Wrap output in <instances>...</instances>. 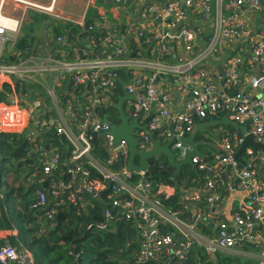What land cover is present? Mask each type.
Segmentation results:
<instances>
[{
    "label": "built area",
    "instance_id": "2783aa9c",
    "mask_svg": "<svg viewBox=\"0 0 264 264\" xmlns=\"http://www.w3.org/2000/svg\"><path fill=\"white\" fill-rule=\"evenodd\" d=\"M19 1L47 13L55 11V0L49 6ZM104 1L111 2L110 10L115 13L120 9L128 12V19L120 27L125 34L107 35L104 39V45L111 49L109 53L96 54L98 45L91 37L74 36L66 41L53 33L56 53L43 57L17 50L12 53L16 57L14 62L3 60L4 45L18 39L21 22L6 15L3 2L0 3V88L5 83L11 87L6 101L0 103V131H28L42 137L39 143L45 150L42 171L48 186L46 193L37 191L39 199L35 206L46 210L40 218L53 220L65 199L84 207L93 201L101 203L103 219L88 228L96 223L106 231L123 219L132 221L140 244L136 264L150 260L169 264L165 260L168 254L185 264L187 252L199 246L209 254L223 250L244 256L243 242L259 246L258 253H248L258 264H264V183L257 180L264 178V150L246 146L243 151L247 156L255 155L259 161L253 165L251 159L242 168L236 153V147L243 145L247 135L264 143V69L242 78L239 66L244 62L245 50L232 47L233 41L243 36L245 26L236 11L242 7L260 10L261 0H230L233 13L229 15L223 10L225 0ZM57 18L61 23L69 21L65 16ZM74 22L81 27L79 33L96 30L116 33L119 28L111 27L106 16L89 25L85 19ZM191 22L198 26L192 28ZM132 39L141 53L146 50L150 56H132ZM223 45L232 48L230 56L224 54ZM193 51L195 55L184 58L183 52ZM250 51V67L264 66V28L253 40ZM218 57L225 63L211 68L212 59ZM118 72H124L126 77L120 79ZM30 85L37 86L35 96L23 89ZM118 85L124 92L116 100ZM257 89L261 93L254 100L252 95ZM126 94L130 99L124 102L125 113L130 124L137 121L141 127L134 130L141 146H153L154 134L161 144L172 141L179 160L192 151L183 137L193 133L196 119L226 115L247 130L242 131V136L214 130V152L207 157L203 153L192 157L193 168L204 179V186L157 187L145 171H130L127 140L114 147V137L108 133L112 125L120 124L115 105ZM111 107L117 110L115 117L108 112ZM144 125L146 128H142ZM55 136L72 145L68 161L74 167L68 169L72 175L68 182L63 173L58 172L55 177L61 158L53 143ZM96 137L106 139L111 157L105 161L93 153ZM92 170L98 176L93 177ZM219 182L228 191L225 198H221L217 189ZM105 192H109L108 199L104 198ZM176 192L186 203V213L166 209L158 198L159 194L171 196ZM48 196L52 197L51 202ZM201 200L209 207L201 206ZM235 201L239 202L237 207ZM236 209L246 216L235 212ZM215 217L224 218L218 225V233L201 230V225L213 222ZM161 224L168 232H164ZM22 249L5 242L0 247V263L33 264L32 254L25 249L21 252Z\"/></svg>",
    "mask_w": 264,
    "mask_h": 264
},
{
    "label": "trees",
    "instance_id": "16d2710c",
    "mask_svg": "<svg viewBox=\"0 0 264 264\" xmlns=\"http://www.w3.org/2000/svg\"><path fill=\"white\" fill-rule=\"evenodd\" d=\"M41 15L46 16V14L37 11L33 12V16ZM89 22H87V25H89ZM69 25L71 23L67 22L55 25L53 28L54 35L63 36L66 41L73 40L74 36H81V38L91 37L98 45V50L95 53L99 56L111 51L104 45V39L107 35L121 36L120 34L123 35L126 32L124 29L118 28L116 33H110L107 30L79 33L81 27H77V31L74 29L69 33L67 32ZM31 40H33L32 36L25 35L15 41L9 40L6 42L4 47L6 53H8L5 54L3 60L5 62H14V59H16L10 54V50H12L9 47L10 43H12L13 50L22 51L29 55L32 52L31 49H28ZM77 46L79 47L80 44L77 43ZM136 46L135 40L132 39L130 41L132 56H150L148 51L142 50L141 53ZM118 75L120 79L126 77L124 72H118ZM23 89L24 91L28 90L26 87ZM9 92H11V87L5 83L3 88H0V103L6 101ZM123 92L121 85H118L116 100L118 95ZM108 110L116 111L113 107ZM96 112L102 114L99 110ZM211 117L213 116H205L203 119L208 121L212 119ZM196 120L198 121V119ZM214 130H220L223 134L237 132L240 136L243 135L241 129H235L231 125L226 124L212 127L211 133ZM210 135L209 133L208 136ZM41 139L40 135L38 137L30 135L28 131L21 133L0 131V157L2 159V168L0 170V193H2V196L0 194V247L5 242H9L12 246L17 247L18 250L21 248L27 249L33 255V264H136L137 256L140 254V244L138 232L134 228L132 221L123 219L112 226L110 225L106 231L99 229L96 223L88 228L89 224L103 219L101 203L90 201V205L84 207L80 203L66 202L65 199V203L60 205L53 220L44 221L40 218L41 215L46 213V210H44L43 206H35L39 199L37 191L41 189L46 193L45 187L48 186V180L42 171L45 150H43V145L39 144ZM53 143L61 155L59 168L55 171V177L58 172L63 173V178L68 182L72 177L68 169L74 167L68 161L72 145L64 138L56 136ZM105 143V137H96L93 142L94 155L104 161L111 157ZM240 148V146L236 147L237 154ZM253 151L257 152V150ZM238 159L241 168L251 159L254 160L252 161L253 165H256L259 161L255 155L247 156L246 151L240 153ZM191 168L183 169L181 174L177 176L180 189L204 186L205 181L202 176L193 167ZM150 169L151 172L148 179L154 181L155 186H177L171 177L175 171L173 168L159 169L153 166ZM92 173L93 177L98 176L95 170H92ZM135 178L137 180L139 177L136 176ZM41 179L44 182L40 183L39 180ZM257 180L264 183L262 176L258 177ZM217 189L221 198L227 196L228 191L223 183L219 182ZM104 195V198H106L109 196V192H105ZM48 197L49 202H51L53 200L52 197ZM158 198L163 202L166 209L173 208L186 213V203L180 200L179 193L176 192L171 196L159 194ZM201 201V206L209 207L206 202ZM206 210L208 211V208ZM235 212L246 216L243 211L238 209ZM185 216L187 219L191 218L189 215ZM222 221H224L223 217H215L213 222L208 221L206 225L203 224L200 228L203 231L211 232L213 230L218 233V225ZM160 227L164 228V232H168L164 224H161ZM16 229L22 231L23 240L19 241V238H17ZM256 229L261 230V227ZM242 247L245 251L259 252V246L255 243L243 242ZM187 259L189 264H258L257 259H246V257L238 256L231 251L221 250L214 254H209L201 246L189 250ZM165 260L169 264H183L178 258L169 254L165 256ZM145 264L159 263L150 260Z\"/></svg>",
    "mask_w": 264,
    "mask_h": 264
},
{
    "label": "crops",
    "instance_id": "0c3cea01",
    "mask_svg": "<svg viewBox=\"0 0 264 264\" xmlns=\"http://www.w3.org/2000/svg\"><path fill=\"white\" fill-rule=\"evenodd\" d=\"M13 4L11 6H9V2H11V0H0V3L3 2V12L6 15L9 16H14V10L18 9L19 4L18 3H22L19 0H12ZM30 1V0H29ZM37 3H40L44 6H49L51 5L53 0H33ZM24 4V3H23ZM110 4L111 2H107L104 0H55V11L57 10L58 12H60L61 14H63L68 20L70 21H66L67 23H71V25H69L68 27V31L69 33L71 32V30H76L77 31V27H79V25L75 24V19L79 20L81 22L84 21V19L86 20V22L90 21H98L100 20L102 17H107L108 22H110V26L114 27V28H120L122 26H124V22L128 19V12L125 9H120L117 13H115V11L110 10ZM261 4H262V8L260 10L257 11H251L248 8L242 7L240 9H238L236 11V13H238L239 15V20H241L245 26L242 29V37L240 40L238 41H233L232 47L234 48H239L242 47L245 50V54H244V62L239 66V75L242 78H248L251 77L255 74H257L258 72H256L258 69H260V67L257 68H251L250 66V58H251V51H250V47L251 44L253 42V40L256 38L257 35L260 34V32L262 31V29L264 27H262L264 25V0H261ZM231 3L230 0H225L224 1V13L226 15L232 14L233 13V8L231 7ZM28 7V5H27ZM21 9V8H20ZM25 14H28L27 16V23H31L33 18V12H35L36 10L34 8L29 9V10H25L22 9ZM21 11V10H20ZM39 12V11H37ZM22 13V11H21ZM32 13V14H30ZM41 13V12H39ZM42 14H46V13H42ZM50 14V13H49ZM43 16V15H41ZM46 16L49 17L48 14H46ZM70 18H72L73 20H71ZM19 19V18H17ZM77 21V22H79ZM20 22L22 23V20H20ZM61 20H57V19H53V18H48L46 21L42 22V23H37V26H35L34 28H32L29 32V34L24 32V25L25 22L22 23L23 25H21V32L19 35L20 37H23L25 35H29L30 37H33V40L30 41L29 43V50L31 49L32 53L37 54L39 53L40 55L47 56L49 54H54L56 53V48H55V42L52 40V34L54 33L53 28L55 27V25H59L62 24ZM89 22V23H90ZM36 23V22H35ZM209 28V27H208ZM204 33H207V30H204ZM227 45H223L222 47L225 48L224 54L230 56V54L232 53V48L226 47ZM9 47L12 49L10 50V54L13 55L14 48H12V43L9 44ZM5 48V47H4ZM198 52V51H197ZM8 53V52H7ZM6 51L4 53L7 54ZM13 53V54H12ZM196 52H192V53H186L183 52V55L185 56V59H188L190 57H192L193 55H195ZM14 56V55H13ZM15 57V56H14ZM15 60V59H14ZM225 63V60H223L221 57H218L217 59H212L211 61V68H215L218 65H223ZM36 85H30L28 87V91L29 94L32 96H35L36 93ZM39 93H40V89H39ZM261 93L260 90H255L253 93V99L256 100L258 98V95ZM122 94V93H121ZM206 120H198V122L203 123ZM218 125H222L218 124ZM215 125V126H218ZM213 126V127H215ZM212 128H209L208 132H200L198 137L200 135H204V141L201 142V140H197L196 141H200V145L198 147V150L203 153V155L205 157H207L209 154H212L214 152V148H216V145H214V140L212 138H207L209 132L211 131ZM210 137V136H208ZM213 140V141H212ZM207 144L208 147L201 149V146ZM139 165V163H137ZM154 166V165H153ZM153 166H149V170H151L150 168ZM151 172V171H150ZM149 177V176H148ZM154 183V181H152ZM2 196V193H0ZM239 205L238 201L234 202V206L237 207ZM17 238L20 237L18 235V229H16L15 231ZM23 235V233H22ZM24 238V235H23ZM22 249V248H21ZM25 249V248H23ZM23 249L21 250V252L23 251ZM27 250V249H25ZM29 252V251H28ZM248 252L251 251H245L244 257H246V259H253L256 260L255 258H253L251 256V254H249ZM30 253V252H29ZM233 253V252H232ZM32 254V253H31ZM33 258V255H31Z\"/></svg>",
    "mask_w": 264,
    "mask_h": 264
},
{
    "label": "water",
    "instance_id": "95a60500",
    "mask_svg": "<svg viewBox=\"0 0 264 264\" xmlns=\"http://www.w3.org/2000/svg\"><path fill=\"white\" fill-rule=\"evenodd\" d=\"M190 26L192 28H196L198 25L191 22ZM262 69H264V66L260 67V69H258L256 72L259 73ZM128 99H130V95L126 94L125 96L120 98L119 103L115 105V107L119 110L120 113L119 116L120 124L112 125L111 130L108 132L114 137L113 140L114 147H118L122 140H127L130 149V157H129L130 171H145L147 177L150 175L149 166L154 165L159 169H163L165 167L163 164L155 160V156L164 154L167 158V167H173V169L175 170L174 173L171 175V177L177 184L176 186L177 189L179 188L178 185L179 182L177 180V176L181 174V172L183 171V167L186 165H191V167L195 168V165L191 161L192 157L197 155L202 156V153L198 151V147L202 141L201 142L196 141L200 132L202 133L208 132L210 127H213L221 123L226 125H231L235 129H241L243 132L247 130L246 127L237 124L235 121L231 120L226 115L223 116L216 114V117L210 119L209 121H205L203 123L197 122L195 124V129L193 133L188 137L187 136L183 137V140L189 145H191L192 151L185 159L179 160L177 159L176 152L172 148L171 145L172 141H168L165 144H161L155 138L154 134L151 135L153 146L146 148H143L141 146L142 143H140V138L134 135V130L138 127L139 128L141 127L140 125L137 124V121L130 124L129 123L130 117L125 113L124 102ZM142 128H146V125L142 126ZM105 133L106 132L101 134H105ZM94 135H96V133H94ZM246 146H251L254 149L264 150V143L256 141L253 135L246 136L245 141L238 152V155L243 152ZM137 163H139V165ZM179 198L181 201H183L182 195H180ZM184 263L189 264L187 255L184 260Z\"/></svg>",
    "mask_w": 264,
    "mask_h": 264
},
{
    "label": "rangeland",
    "instance_id": "374dc122",
    "mask_svg": "<svg viewBox=\"0 0 264 264\" xmlns=\"http://www.w3.org/2000/svg\"><path fill=\"white\" fill-rule=\"evenodd\" d=\"M25 1H29V0H25ZM31 2H35V1H33V0H30ZM17 4H19V6H18V9H16V10H14V16H15V18H19L18 20H22V23H24L25 22V25H24V32L25 33H27V34H29V32H30V30L32 29V28H34L35 26H37V23H42V22H44V21H46L48 18H53V19H59V18H57V16L58 15H60V16H64L63 14H61L60 12H58L57 10L56 11H54V12H51L50 14L49 13H47V12H44V11H41V10H39V9H37V8H34L33 6H31V5H28V7H27V4H23V3H18V2H16ZM13 4V1L11 0V2H9V6H11ZM35 4H36V2H35ZM37 4H39V5H42V4H40V3H37ZM45 5V4H44ZM21 8V9H20ZM32 8H34L36 11H39V12H41V13H46V14H48L49 15V17L48 16H33L32 15V18H33V20H32V22L30 23H27L28 21V19H27V16H28V14H25V12L22 10V9H27V10H29V9H32ZM22 11V13H21V11ZM30 14H32V13H30ZM71 20H73L72 18H70ZM59 20H61V19H59ZM27 21V22H26ZM65 21V20H64ZM70 21V20H69ZM75 21H79V20H76L75 19ZM36 22V23H35ZM22 23H20V26L21 25H23ZM19 38V37H18ZM6 48H7V46H6ZM108 112H111L112 113V115H113V117H115L116 115H117V110L116 111H112V110H108ZM210 128H212V127H210ZM137 129H135V131H136ZM213 132L214 131H212V133H211V131L209 132L211 135H210V137H212L213 136ZM209 137V138H210ZM207 138H208V136H207ZM197 140H201V141H204V135H200L199 137H197ZM31 141V140H30ZM206 147H208V145L207 144H205V145H203V146H201V149H204V148H206ZM155 160L156 161H158V162H160V163H167V158H166V156L164 155V154H161V155H157V156H155ZM1 168H2V159H1V157H0V170H1ZM192 169L191 168V165H186V166H184L183 167V169L184 170H186V169ZM18 235H19V237H20V240H21V238H22V240H23V235H22V231H20V230H18Z\"/></svg>",
    "mask_w": 264,
    "mask_h": 264
},
{
    "label": "flooded vegetation",
    "instance_id": "af4514ba",
    "mask_svg": "<svg viewBox=\"0 0 264 264\" xmlns=\"http://www.w3.org/2000/svg\"><path fill=\"white\" fill-rule=\"evenodd\" d=\"M161 164H163L165 166L164 168H173V167H167V163H165V164L164 163H161Z\"/></svg>",
    "mask_w": 264,
    "mask_h": 264
},
{
    "label": "clouds",
    "instance_id": "9594fccd",
    "mask_svg": "<svg viewBox=\"0 0 264 264\" xmlns=\"http://www.w3.org/2000/svg\"><path fill=\"white\" fill-rule=\"evenodd\" d=\"M24 250V249H23Z\"/></svg>",
    "mask_w": 264,
    "mask_h": 264
}]
</instances>
